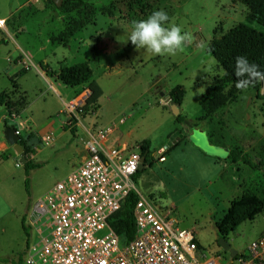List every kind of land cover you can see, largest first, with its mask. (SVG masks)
Here are the masks:
<instances>
[{
    "label": "rangeland",
    "instance_id": "1",
    "mask_svg": "<svg viewBox=\"0 0 264 264\" xmlns=\"http://www.w3.org/2000/svg\"><path fill=\"white\" fill-rule=\"evenodd\" d=\"M19 7V16L8 18L6 27L16 39L21 35L18 29L25 26L26 35L17 38L23 48L25 41L40 44L49 37L55 42L47 45L45 53L36 54V62L48 61L54 69L89 63L93 77L82 87L58 88L62 83L58 78L44 77L33 68L23 83L25 97L21 92L5 93L27 102L21 119L8 122L27 144L30 141L33 161L40 167L27 175L17 155L2 158L0 264H26L27 249L35 241L29 219L34 203L82 163L88 140L84 129L108 127L114 129L109 145L150 144L148 161L134 181L138 192L161 212H170L181 229L194 230L203 253L229 264L231 255L219 245L216 224L233 202L246 200L250 205L256 198L264 204V106L259 86L243 89L234 103L202 122L199 103L225 73L210 46L246 21L248 8L233 0H65L60 7L53 0H0V15ZM160 9L190 37L175 55H153L128 41L133 21ZM41 26L45 36L38 35ZM0 44L1 94L13 90L6 75L21 57L15 59L16 44L4 32ZM23 67L29 68L28 62ZM44 78L61 94L49 88ZM176 86L186 91L179 115L198 124L196 129L178 124L171 104L160 95ZM94 88L98 97L92 95ZM64 100L77 104L70 109L73 113L62 104ZM47 120L62 123L61 128L45 138L29 133ZM177 133L182 137L169 147ZM235 149L259 168L231 161L230 152ZM263 234L264 210L225 238L241 255Z\"/></svg>",
    "mask_w": 264,
    "mask_h": 264
},
{
    "label": "built area",
    "instance_id": "2",
    "mask_svg": "<svg viewBox=\"0 0 264 264\" xmlns=\"http://www.w3.org/2000/svg\"><path fill=\"white\" fill-rule=\"evenodd\" d=\"M0 31H6L1 17ZM68 105L70 112L77 106ZM84 130L86 158L33 205L29 219L35 241L26 264H228L203 253L194 230L181 229L170 212H161L138 192L133 178L143 157L141 145H109L111 127ZM132 191L139 197L133 213L136 237L125 245L110 219ZM229 264H264V234L247 253L231 256Z\"/></svg>",
    "mask_w": 264,
    "mask_h": 264
},
{
    "label": "trees",
    "instance_id": "3",
    "mask_svg": "<svg viewBox=\"0 0 264 264\" xmlns=\"http://www.w3.org/2000/svg\"><path fill=\"white\" fill-rule=\"evenodd\" d=\"M233 1H237L246 6L249 13L244 23H240L233 27L228 33L224 34L210 46V53L224 69L225 73L220 79H217L214 86L201 97L199 104L204 114L202 116L203 118L198 119L200 122H202V120L204 121L205 118L210 119L214 114L225 109L229 104L234 103L237 100V96L242 92L243 89H238L236 87L238 78L234 75L235 58L237 56L247 57L250 63L258 65L259 71L264 72V0ZM104 11L112 16V11L109 8H105ZM40 67L47 76L50 78H58V80L68 87H82L89 84L93 77V71L89 63H80L65 67L60 71H51L49 65L44 62L40 64ZM26 73L27 70L23 69L15 78L22 77ZM254 86L260 87V99L263 101L264 106V93L261 94V81L253 82L249 84L248 87ZM99 94L98 90L94 88L92 95L98 97ZM169 94L172 99V104L181 107L186 96V91L181 86H176ZM0 103L6 108L10 118L13 116L19 117L21 111L24 110L27 105L25 98H15V96H7L5 93L0 95ZM175 121L178 124L185 125L188 129H196L198 126V124H193L182 115L176 117ZM72 123H76V119H74ZM9 127L12 126L5 120L4 129ZM20 136V144L27 158L24 168L27 175H29L32 170L39 168L40 164L30 159L29 155L32 153V150L21 133ZM141 147L143 156H146L147 162V158L150 154V144L145 142ZM3 158L6 157L3 156ZM230 158L234 163L242 160L255 170L259 168V165L253 164L246 154L241 153L237 149L230 152ZM140 174L141 171H138L134 176L133 180L135 182H137ZM138 199L139 197L135 192H130L121 210L110 219L111 227L121 236V241L125 245L136 237V223L133 213ZM248 203L249 201L246 200L233 202L227 214L216 224L217 231L221 237H227L243 221L254 220L258 214L263 212L264 204L258 199L253 198L251 204L249 205ZM23 227L27 233L25 223H23Z\"/></svg>",
    "mask_w": 264,
    "mask_h": 264
},
{
    "label": "clouds",
    "instance_id": "4",
    "mask_svg": "<svg viewBox=\"0 0 264 264\" xmlns=\"http://www.w3.org/2000/svg\"><path fill=\"white\" fill-rule=\"evenodd\" d=\"M189 39V34L182 32L179 25L171 23L163 9L154 10L146 18L133 21L128 37L137 50L144 49L159 56L175 55L183 50ZM234 75L238 78V89H245L256 81H264V72L259 71L258 65L250 63L245 56L235 58Z\"/></svg>",
    "mask_w": 264,
    "mask_h": 264
},
{
    "label": "crops",
    "instance_id": "5",
    "mask_svg": "<svg viewBox=\"0 0 264 264\" xmlns=\"http://www.w3.org/2000/svg\"><path fill=\"white\" fill-rule=\"evenodd\" d=\"M22 8H18V9H15L14 10V12H11L10 14H8L7 16H1L0 15V17L2 18V19H4V20H6L7 21V19L8 18H10L11 16H19V11L21 10ZM17 12V13H16ZM14 13H16V14H14ZM18 25V24H17ZM20 25V24H19ZM17 28H18V26H17ZM44 28V27H43ZM42 26L40 27V29L38 30V35H44L45 36V33H46V31L44 32L42 29ZM14 29V28H13ZM18 31H21V35H19V37H16V39H14L13 37H12V35H14L13 33H12V31H10V34L8 33V30H7V27H6V31H0V33L1 32H4V33H6L7 34V36L10 38V39H12L13 41H14V43L16 44V47H15V49H14V52H15V59H17V58H20V59H22L23 61H24V63L27 65V62H28V67L29 68H27L26 70H27V73L24 75V76H22V77H18V78H15L18 74H19V72L21 71V70H23L24 69V67H23V65H18V64H16V62L14 61V68L11 70V71H9V73L6 75V77L8 78V79H10V80H12V83H13V85H14V88H13V90H8V91H4L3 93H7V92H21L23 95H24V97H25V89H23V83H24V81L27 79V77H28V75H29V73L33 70V68L34 69H36V70H38L39 71V73H41L44 77L46 76L47 77V75H46V73L41 69V67H40V64L42 63V59H40V61L39 62H36L35 60V57L36 58H38L37 56L38 55H36V54H42V53H45L46 51H47V45H55L54 43L55 42H52L51 41V39H49V37H48V39L46 40V41H44V42H41L40 40V44H35L34 42H29V41H25L22 45L25 47V48H23L20 44H19V42H18V39H22L25 35H26V29H25V26L23 25L22 27H20L19 29H18ZM41 31H42V33H41ZM18 38V39H17ZM57 43V42H56ZM70 44V41H69V43L67 44V46ZM42 45V46H41ZM0 46H1V44H0ZM58 55H56L55 54V57H57ZM63 58V57H62ZM14 59V60H15ZM58 59H61V57L60 58H58ZM62 61V60H61ZM44 63H46V64H48L49 65V68H50V70L51 71H60L61 69H63V68H65V66H63V67H60L59 66V68H57V69H54V68H52L51 67V65L48 63V61H46V62H44ZM61 63V62H60ZM33 64H34V66H33ZM45 79V78H44ZM18 80V81H17ZM58 79H56V81H57ZM45 81L48 83V85H49V88H51L54 92H56L57 94H61L60 93V90L58 89V88H62L63 87V85L64 84H62L61 83V81H59L58 80V82H60L61 84H58L57 86H58V88H57V86L55 87L53 84H51L50 82H48V80H46L45 79ZM64 86H66V85H64ZM66 87H68V86H66ZM3 93H1V94H3ZM0 94V95H1ZM71 102V101H70ZM67 103H69L68 101H66V100H64V101H62V104H64L65 106L67 105ZM0 109L2 110V112H1V114H0V163L1 162H3V160H2V158H3V156H5L6 157V160L7 159H9L11 156H13V155H17L16 154V152H15V150L13 149V147H11L7 142H6V140H5V138L4 137H2V129H3V126H4V121L5 120H9V116H8V113H7V110H6V108L3 106V105H1V103H0ZM21 115V114H20ZM19 119H21V116H20V118H18L17 117V119H16V121H18ZM65 123H68V122H65ZM26 124V123H25ZM62 124V123H61ZM61 124H59L58 125V123L57 122H55V121H53V120H47L43 125H41V126H39L38 128H36V130H34L35 132H33L32 131V129H29V133H32V134H36V137L39 135L40 137H43V138H45V137H47V136H49V135H52V132L54 131V129L55 128H57V127H59V128H61ZM18 125H19V123H18ZM58 125V126H57ZM20 126V125H19ZM4 130V129H3ZM4 134V133H3ZM120 141V140H119ZM29 143H30V141L28 142V146H30L29 145ZM120 144H123V145H126V143H120ZM128 145V144H127ZM85 147V146H84ZM33 149V148H32ZM85 153H86V148H85ZM31 157H30V159L31 160H34L35 159V155H34V152H32L31 154ZM86 158V155H85V157H84V159ZM83 159V160H84ZM83 162V161H82ZM18 166H19V164H18Z\"/></svg>",
    "mask_w": 264,
    "mask_h": 264
},
{
    "label": "water",
    "instance_id": "6",
    "mask_svg": "<svg viewBox=\"0 0 264 264\" xmlns=\"http://www.w3.org/2000/svg\"><path fill=\"white\" fill-rule=\"evenodd\" d=\"M53 1L58 7H60L65 0H53ZM169 93H165V91H164L160 95L165 101H169V104H171V110H172L174 116L178 117L180 114L179 107L177 105L172 104V99H171ZM263 93H264V81H261V94H263ZM4 136H5L6 142L11 147H13V149L15 150V152L17 154V159L21 162L22 165H24L27 162V158H26L24 149L20 144L21 136L18 133L17 128L16 127H9L7 129H5ZM181 137H182L181 134H179V133L175 134L173 136V138L171 139L169 147L172 146V144H176V142H178ZM145 162H146V156H143L142 160H141V165L139 166V171L144 170ZM219 245L224 252H230V255L232 257H235L238 253L237 251H235L232 248V246L229 244V242L224 237H221L219 239Z\"/></svg>",
    "mask_w": 264,
    "mask_h": 264
}]
</instances>
